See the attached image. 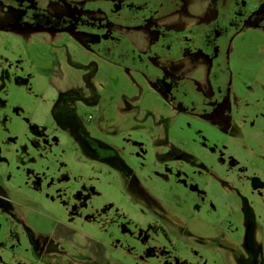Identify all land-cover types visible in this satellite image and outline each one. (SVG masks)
Masks as SVG:
<instances>
[{
  "label": "rangeland",
  "instance_id": "1",
  "mask_svg": "<svg viewBox=\"0 0 264 264\" xmlns=\"http://www.w3.org/2000/svg\"><path fill=\"white\" fill-rule=\"evenodd\" d=\"M186 3L171 30L209 21V0ZM228 55L226 105L203 114L175 98L213 90L201 56L135 69L69 33L0 32V264H264V29Z\"/></svg>",
  "mask_w": 264,
  "mask_h": 264
},
{
  "label": "flooded vegetation",
  "instance_id": "2",
  "mask_svg": "<svg viewBox=\"0 0 264 264\" xmlns=\"http://www.w3.org/2000/svg\"><path fill=\"white\" fill-rule=\"evenodd\" d=\"M186 2L112 0L104 2L102 9L93 13L86 6L88 1L76 7L71 0H47L44 7L42 0H0V32L19 30L25 36L35 32L52 35L69 33L104 60L135 69L148 66L154 70L159 59L179 62L183 58L187 60L189 56H201L212 66L213 90L203 96L192 89L175 98L182 102L198 101L200 98L199 107L205 111L203 114H211L216 107L226 105L221 101L224 97L222 82L230 78L228 52L232 40L247 24L264 29V0H209L212 6L210 19L203 26L197 25L185 31L171 30L170 27H175L172 16L185 12L188 7ZM169 23L174 26H169ZM131 30L144 31L154 38L151 39L153 47L149 48V53L147 51L142 55L137 49L134 50L126 34ZM159 48H162V52L157 53L156 49ZM5 74L1 76L2 79L6 77ZM171 87H167L168 93L176 94L178 91L173 85ZM12 209L9 194L0 186V210L10 216ZM152 229L159 230L155 225ZM30 242L35 251L38 241L33 239ZM38 257L43 256L39 254Z\"/></svg>",
  "mask_w": 264,
  "mask_h": 264
}]
</instances>
